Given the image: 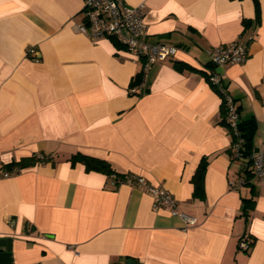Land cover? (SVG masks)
<instances>
[{"label": "crops", "instance_id": "1", "mask_svg": "<svg viewBox=\"0 0 264 264\" xmlns=\"http://www.w3.org/2000/svg\"><path fill=\"white\" fill-rule=\"evenodd\" d=\"M124 1L145 5L149 43L178 49L138 94L139 58L78 30L83 0H0V264H264V181L232 159L208 80L222 76L264 152V0L259 24L254 0ZM232 42L247 44L246 61L212 66L207 51ZM76 154L167 189L196 224Z\"/></svg>", "mask_w": 264, "mask_h": 264}, {"label": "built area", "instance_id": "2", "mask_svg": "<svg viewBox=\"0 0 264 264\" xmlns=\"http://www.w3.org/2000/svg\"><path fill=\"white\" fill-rule=\"evenodd\" d=\"M82 14L84 22L77 26L79 31L92 39L114 37L126 50L141 61L140 85L130 87L131 94H138L139 88L145 86L148 74L156 63L174 57L178 51L176 46L164 43L151 44L146 40V11L143 4L130 6L124 0H83ZM252 39L253 36H249V40ZM207 53L210 63L214 67L242 64L249 56L247 44L239 42L214 47ZM208 80L223 95L227 107L226 121L238 138L232 144L231 157L233 160H242L244 159L241 153L243 140L237 131L240 116L234 99L224 88L222 76L219 73L208 70ZM252 160L254 177L264 181V152L255 150ZM17 171L19 172L20 169L17 168ZM8 176V172H3L2 177ZM111 177L116 180L117 184L130 183L150 195L153 199L154 210L167 209L171 215L179 217L186 227L196 224V218L181 211L175 197L167 189L151 184L142 176L126 175L124 178H119L112 175ZM239 247L249 250L250 240L243 237L239 242Z\"/></svg>", "mask_w": 264, "mask_h": 264}, {"label": "trees", "instance_id": "3", "mask_svg": "<svg viewBox=\"0 0 264 264\" xmlns=\"http://www.w3.org/2000/svg\"><path fill=\"white\" fill-rule=\"evenodd\" d=\"M254 2H255V7H256V11H257V23L259 24L260 23V4H259V0H254ZM140 81H141V77H140V75H138L137 79L133 82L131 87L137 86ZM215 89H216V87H215ZM218 93L220 94V96L222 98V105H221L222 120H221V123L229 129L230 134L232 136V144H233L237 141L238 138L235 135L233 129L229 126V124L226 121V114H227L226 103H225V100L223 99V95L219 91H218ZM237 110L239 112L238 108H237ZM237 131L239 133V137L243 140L241 153L243 155L244 160L246 161V167L244 170L246 171V173H248L247 179L249 180L250 178H252V176H254L253 171H252V165H253L252 155L255 151V148L253 145V137H254V134L256 131L254 121L253 120H249V121L240 120L238 125H237ZM72 161H73V163H75V162L84 163L87 170L102 171V172H106L109 176L115 175L119 178H124V175H119L112 169L109 162L102 160V159H98V158H94V157L86 156V155H82V154H76L75 156H73ZM19 167H21V165ZM205 168H206V163H205V161H203L201 163V165L199 166V168L195 174V177L193 178L194 183H195V195H197V196H201L203 194V178H204ZM253 206H254V202L252 199L243 200V214L248 215V211H250L253 208ZM124 259L127 263V261L130 260L131 258L126 257ZM113 264H123V263H121V262L116 263L115 262Z\"/></svg>", "mask_w": 264, "mask_h": 264}, {"label": "water", "instance_id": "4", "mask_svg": "<svg viewBox=\"0 0 264 264\" xmlns=\"http://www.w3.org/2000/svg\"><path fill=\"white\" fill-rule=\"evenodd\" d=\"M127 264H136L134 260H128Z\"/></svg>", "mask_w": 264, "mask_h": 264}]
</instances>
